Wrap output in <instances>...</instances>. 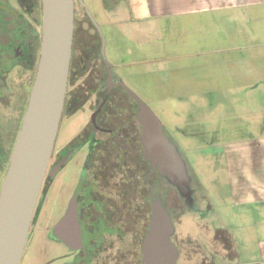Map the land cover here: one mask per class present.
Segmentation results:
<instances>
[{"label": "rangeland", "instance_id": "1", "mask_svg": "<svg viewBox=\"0 0 264 264\" xmlns=\"http://www.w3.org/2000/svg\"><path fill=\"white\" fill-rule=\"evenodd\" d=\"M81 1L100 28L113 77L151 108L185 162L192 202L173 193L184 204L174 216L175 236L197 239L204 250L208 240L224 236L234 258L216 264H248V206L229 194L232 147L227 146L264 130V35L220 33L215 20L207 18L211 15L196 11L151 16L145 0ZM81 6L76 2L79 25L93 35ZM258 26L264 30V19ZM88 112L81 108L62 116L54 150L79 132ZM81 156L59 170L40 199L20 264H44L61 247L49 233L77 182L81 169L75 161ZM4 174L0 169V186Z\"/></svg>", "mask_w": 264, "mask_h": 264}, {"label": "flooded vegetation", "instance_id": "2", "mask_svg": "<svg viewBox=\"0 0 264 264\" xmlns=\"http://www.w3.org/2000/svg\"><path fill=\"white\" fill-rule=\"evenodd\" d=\"M41 35L42 0H0L2 153L13 146L22 123L36 73ZM102 68L97 60L73 85L78 90L70 106L80 105L79 109H87L89 116L65 146L54 150L53 145L34 207L27 236L40 209V199H45L54 177L81 152L82 156L75 158L81 169L77 182L49 233L52 242L61 247L44 264H146L144 236L154 198L162 200L172 223L183 203L178 204L173 193L186 203L192 202V197L189 200L180 196L144 157L141 126L136 118L138 102L118 84L122 81L119 76L111 74L109 92L107 75L99 84ZM12 74H16L17 81ZM68 84L67 81V89H71ZM114 88H122L131 99ZM174 232L175 228L168 240L177 249L175 264H216L224 258H234L231 243L224 238H211L208 250H204L197 239L177 238Z\"/></svg>", "mask_w": 264, "mask_h": 264}, {"label": "water", "instance_id": "3", "mask_svg": "<svg viewBox=\"0 0 264 264\" xmlns=\"http://www.w3.org/2000/svg\"><path fill=\"white\" fill-rule=\"evenodd\" d=\"M79 2L83 4L81 0ZM74 6L75 0H42V35L36 73L0 186V264L20 263L58 132L72 51ZM86 13L100 36V56L107 68L109 92L112 66L104 56L100 28L87 9ZM118 84L138 102L136 118L141 126L144 157L153 168L157 167L180 196L191 200L185 162L164 134L162 122L124 82ZM173 231L168 211L162 200L155 197L149 228L144 236L146 264H175L177 249L168 240Z\"/></svg>", "mask_w": 264, "mask_h": 264}, {"label": "crops", "instance_id": "4", "mask_svg": "<svg viewBox=\"0 0 264 264\" xmlns=\"http://www.w3.org/2000/svg\"><path fill=\"white\" fill-rule=\"evenodd\" d=\"M145 1L151 16L196 11L211 15L207 18L215 20L220 33L233 34L237 30L249 38L264 35V30L258 26V19H264V0ZM227 147H232L231 154L227 155L231 176L229 194L234 202L248 206L247 238L252 240L248 248V264H264V130ZM241 255L247 257L245 247H241Z\"/></svg>", "mask_w": 264, "mask_h": 264}, {"label": "trees", "instance_id": "5", "mask_svg": "<svg viewBox=\"0 0 264 264\" xmlns=\"http://www.w3.org/2000/svg\"><path fill=\"white\" fill-rule=\"evenodd\" d=\"M80 6L82 5L79 0H75ZM83 14L87 22L90 24V26L94 29V34L89 35L86 29H83L77 20L76 15V7L74 6V31H73V41H72V51H71V58H70V66H69V74H68V85L71 87L67 89L65 93V108L63 109L62 113L64 114H72L76 109L80 108V105H77L73 107V105L70 106V100L75 99V92L78 90L77 87H74L73 85L77 81L78 76H82L88 72V69H90V65H95L97 60L101 61V64L103 66V73H102V79L99 84L102 83V80L107 75V68L104 65L102 58L100 56V36L94 27V25L91 23L86 10L83 6ZM121 90L124 92V94L129 98L130 96L122 89V88H114L113 91ZM121 106L122 104H118ZM12 147L7 148V151L5 153H2L0 148V169L5 172L8 162H9V156L10 151ZM147 163V162H146ZM147 183V180H146ZM171 184V183H170ZM172 185V184H171ZM172 187H174L172 185ZM147 195V193H146ZM182 205H184L182 203ZM184 208V206H182ZM220 238H226L224 236H221ZM228 238V237H227Z\"/></svg>", "mask_w": 264, "mask_h": 264}]
</instances>
